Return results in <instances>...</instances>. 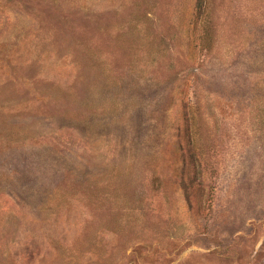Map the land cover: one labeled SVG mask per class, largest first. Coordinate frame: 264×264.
<instances>
[{
    "label": "rangeland",
    "instance_id": "374dc122",
    "mask_svg": "<svg viewBox=\"0 0 264 264\" xmlns=\"http://www.w3.org/2000/svg\"><path fill=\"white\" fill-rule=\"evenodd\" d=\"M0 264H264V0H0Z\"/></svg>",
    "mask_w": 264,
    "mask_h": 264
}]
</instances>
